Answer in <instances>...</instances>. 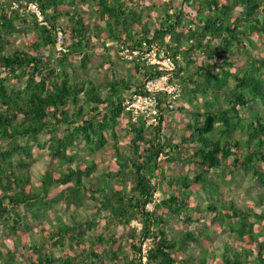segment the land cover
Instances as JSON below:
<instances>
[{
  "label": "trees",
  "instance_id": "trees-1",
  "mask_svg": "<svg viewBox=\"0 0 264 264\" xmlns=\"http://www.w3.org/2000/svg\"><path fill=\"white\" fill-rule=\"evenodd\" d=\"M168 1L144 6L155 9L153 18L139 0L0 1V227L17 236L0 248V264H208L209 256L215 264H264V0ZM27 34L14 42L13 35ZM129 46L179 57L175 77L188 104L159 114L155 125L126 115V99L147 75L140 58L119 60ZM114 58L126 62L127 73ZM106 64L109 76L100 72ZM256 101L260 108L251 110ZM168 112L179 116L176 141L164 133ZM110 142L116 170L97 172L93 156ZM41 160L50 167L34 184L31 168ZM177 160L195 165V173L167 174ZM239 172L256 189L243 207L222 189ZM88 200L98 210L82 222L78 212ZM58 203L72 223L54 214L56 223L48 220L50 230L41 232L65 249L61 256L20 233L29 228L26 213L40 218ZM102 211L141 228H130L124 246L102 232L85 239L87 228L101 227ZM176 220L182 228L170 236L166 227ZM209 224L227 227L220 245ZM136 234L148 239L145 252ZM16 251L25 258L15 260Z\"/></svg>",
  "mask_w": 264,
  "mask_h": 264
},
{
  "label": "rangeland",
  "instance_id": "rangeland-1",
  "mask_svg": "<svg viewBox=\"0 0 264 264\" xmlns=\"http://www.w3.org/2000/svg\"><path fill=\"white\" fill-rule=\"evenodd\" d=\"M2 3H9L11 0H0ZM172 2V4H179L180 0H170ZM150 2V0H139V5L141 6L140 8H142V10H144L143 12H148L150 11V14L152 15L151 18L156 17L157 16V12L155 11V9H150L147 10L144 8V6L148 5ZM165 3H170L168 0H165ZM86 10H88V7H86ZM147 10V11H146ZM153 10V11H152ZM90 17V21H93L95 19V16H89ZM30 34L27 35H13V40L16 44H22L23 41L25 40L26 37H29ZM187 44H185L184 46H186ZM195 54L199 55V51H195ZM200 56V55H199ZM115 64H118L116 69L119 71L124 72L123 74L127 73V69H126V65L124 62H118L117 58L115 59ZM123 61V60H121ZM109 65L106 64L104 65V67H102L100 69L101 74L110 75V70L108 69ZM125 69V70H124ZM91 74H94V72H90ZM139 80V77H136ZM178 83V81H177ZM183 86L180 84V90L181 93H183ZM186 95L184 96H179L178 101H176V106L180 105V106H185L188 104V101H186ZM202 102H199L198 106H201ZM189 106V105H188ZM261 104L256 101L255 103H253L250 107L251 110H257L258 108H260ZM249 111L244 112V115L248 114ZM243 114V113H242ZM127 115V114H126ZM168 123L165 125L166 127L164 128V133L171 137L174 141H176L178 139L179 136V125H178V121L177 119H179V116L177 115V112H168ZM126 118V116H123L122 118V125L126 122L124 121V119ZM186 120V119H184ZM150 130V129H148ZM47 137L46 134H42L41 135V139H45ZM128 140V136L127 134L123 131V129H118V144L121 148H125L126 147V143ZM111 142L109 144H107L103 149L97 151L95 153V155L93 156L99 163L97 166V172H99V170H101L102 168L104 169H111V170H116V163L113 161L112 157H111ZM101 158V159H100ZM104 158L105 161L102 159ZM50 167V163L49 161H45V160H41L37 163H35L32 168H31V173H32V181L34 182V184H37L40 182L41 178L44 175V172ZM53 168H55L53 166ZM57 168V167H56ZM55 168V169H56ZM196 166L193 164H188L186 162H182V161H175L173 162L170 166H167L166 168V173L167 174H181V175H190L192 176L195 173L196 170ZM127 172H131L129 169H127ZM232 184L230 185V187H228L225 183L222 186L223 192H224V196L223 197H227V198H231L234 199V201L236 202V204H238L239 206H246V204H248L249 202H251L250 197L253 196L256 193V189L254 187H252V185L250 186V176L248 175H243L241 172H239V174L235 177H232L231 179ZM91 182L94 184L97 182L96 179V172H94V175L91 178ZM49 194H53V193H49ZM202 194V193H200ZM222 197V198H223ZM88 203H86V206L82 207L81 209H79L78 212V219L80 221H84L86 219H89L90 217H92L94 215V212H96L98 209L96 207L93 206L92 202L90 200L87 201ZM149 209L152 208V204H148L147 206ZM70 210L66 208V206L64 205V203H58V204H54L52 206L51 209L48 210V212L40 218H33L29 213L25 214V218L29 224V228L27 229L28 231L26 232H20L25 240V242L28 244L29 242H36L38 244L42 243V249L45 250H49L51 252H53V254L57 255V256H61L62 254H64V250H62L61 247L59 246H53L52 245V239L46 237L45 234H43L41 232V228L44 227L45 229H47V231L50 230L51 226L49 223V221H51L53 224L56 223L55 221L52 220V215L57 214L61 216V219L64 222H69L72 223L71 220L68 218L69 214H70ZM106 214V212L102 211L100 214V225L101 227L98 226H93L92 228H87V231L85 232L84 236L85 239L87 238V236L89 234H93L95 232H102L104 233L105 237H108L110 235H113L118 241H121L123 246L126 243V240L128 238H130V228H136V230H139V226L141 227V223L136 221V220H132L129 224V226L126 225H118L115 223V221L111 218H107L104 215ZM49 220V221H48ZM137 223V225H136ZM194 227H203V222H198V223H194L193 224ZM182 226L180 225V222L176 221H172L170 223H168L166 229L167 232L170 236H175L176 234L179 233V231L181 230ZM208 228L211 230V234L214 237V243L217 245L221 244V241L224 237H228L229 236V232L227 227H223L222 229H215L213 224H209ZM19 229L21 230V228L19 227ZM47 234V233H46ZM17 236L14 234H11L7 231V228L4 226L0 227V248H2V246H7L10 247L12 245V243L14 242V238H16ZM134 241L138 244H141V247L143 248V250L147 247L148 244V239L139 240V236L138 234L135 235L134 237ZM87 240L85 241V243L83 245H88ZM65 246H67V241H65L64 243ZM79 250V249H77ZM195 251V255L198 254V251L196 249H194ZM128 252V251H127ZM25 256L23 255V253L20 251H16L14 253V259L15 260H22L24 259ZM208 264H215L213 261V258L211 256H209V259L207 261ZM54 264H58V263H54ZM108 264H112V263H108Z\"/></svg>",
  "mask_w": 264,
  "mask_h": 264
},
{
  "label": "built area",
  "instance_id": "built-area-1",
  "mask_svg": "<svg viewBox=\"0 0 264 264\" xmlns=\"http://www.w3.org/2000/svg\"><path fill=\"white\" fill-rule=\"evenodd\" d=\"M28 7L41 19L34 4H29ZM61 35V31L58 30V40L61 39ZM105 45H110V43L105 42ZM60 48L58 47V49ZM118 56L119 60L123 61L140 58L147 68V75L141 82L140 90L131 92L124 103L126 114L133 121L141 118L146 126L155 125L159 114L173 109L179 99L180 90L175 77L178 68L176 60L179 57H174L168 50L157 46L143 49L130 46L121 48L118 51ZM159 108H162V111H159Z\"/></svg>",
  "mask_w": 264,
  "mask_h": 264
},
{
  "label": "crops",
  "instance_id": "crops-1",
  "mask_svg": "<svg viewBox=\"0 0 264 264\" xmlns=\"http://www.w3.org/2000/svg\"><path fill=\"white\" fill-rule=\"evenodd\" d=\"M181 39H182V37H181Z\"/></svg>",
  "mask_w": 264,
  "mask_h": 264
}]
</instances>
